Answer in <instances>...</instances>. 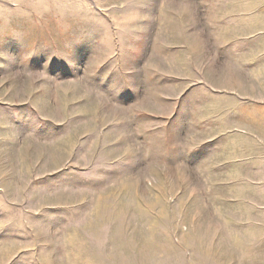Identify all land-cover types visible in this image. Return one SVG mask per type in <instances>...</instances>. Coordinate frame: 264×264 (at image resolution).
Returning a JSON list of instances; mask_svg holds the SVG:
<instances>
[{
    "label": "rangeland",
    "instance_id": "obj_1",
    "mask_svg": "<svg viewBox=\"0 0 264 264\" xmlns=\"http://www.w3.org/2000/svg\"><path fill=\"white\" fill-rule=\"evenodd\" d=\"M0 264H264V0H0Z\"/></svg>",
    "mask_w": 264,
    "mask_h": 264
}]
</instances>
